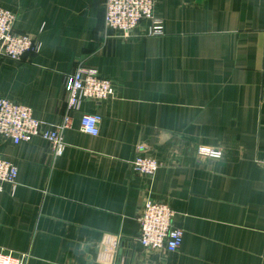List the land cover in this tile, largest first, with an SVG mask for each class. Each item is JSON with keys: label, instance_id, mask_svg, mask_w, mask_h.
Listing matches in <instances>:
<instances>
[{"label": "crops", "instance_id": "obj_1", "mask_svg": "<svg viewBox=\"0 0 264 264\" xmlns=\"http://www.w3.org/2000/svg\"><path fill=\"white\" fill-rule=\"evenodd\" d=\"M0 8L40 44L0 56V98L47 128L63 120L64 79L79 62L112 86L73 113L61 155L40 137L0 136L17 168L0 192V253L26 264H264V0H156L163 34L142 23L130 39L105 37L103 0ZM82 113L100 116L96 135L80 130ZM139 145L160 164L153 177L131 169ZM146 199L174 211L177 251L138 242Z\"/></svg>", "mask_w": 264, "mask_h": 264}, {"label": "built area", "instance_id": "obj_2", "mask_svg": "<svg viewBox=\"0 0 264 264\" xmlns=\"http://www.w3.org/2000/svg\"><path fill=\"white\" fill-rule=\"evenodd\" d=\"M156 0H103V23L105 37L110 32L115 37L130 39L134 30L142 23L146 24V36L163 34L161 21L155 17ZM15 16L0 8V56L20 60L27 52L37 53L40 44L36 38L14 31ZM114 35H111V37ZM67 94L66 108L60 124L45 127L42 121L32 115L31 108L0 98V136L13 143L27 142L34 137L46 140L54 155H61L65 143L63 132L69 128L73 113L77 112L84 100L104 101L112 94L111 82L99 76L96 71L86 69L81 62L64 79ZM100 116L82 113L80 130L89 135L98 133ZM143 147H137V154L131 162L134 173L153 177L160 164L150 156L142 154ZM197 154L201 157L218 159L219 148L198 146ZM264 172V158L260 162ZM17 168L15 164L0 155V192L4 183L14 185ZM174 211L163 202L146 199L136 216L139 225L138 242L149 250L163 249L175 252L181 245L183 231L173 225ZM27 256L0 253V264H26Z\"/></svg>", "mask_w": 264, "mask_h": 264}]
</instances>
